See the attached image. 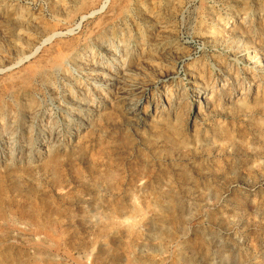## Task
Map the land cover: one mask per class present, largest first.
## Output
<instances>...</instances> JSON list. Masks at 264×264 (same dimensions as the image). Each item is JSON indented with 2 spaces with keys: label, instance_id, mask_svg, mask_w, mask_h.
Listing matches in <instances>:
<instances>
[{
  "label": "rangeland",
  "instance_id": "1",
  "mask_svg": "<svg viewBox=\"0 0 264 264\" xmlns=\"http://www.w3.org/2000/svg\"><path fill=\"white\" fill-rule=\"evenodd\" d=\"M0 264H264V0H0Z\"/></svg>",
  "mask_w": 264,
  "mask_h": 264
},
{
  "label": "bare ground",
  "instance_id": "2",
  "mask_svg": "<svg viewBox=\"0 0 264 264\" xmlns=\"http://www.w3.org/2000/svg\"><path fill=\"white\" fill-rule=\"evenodd\" d=\"M238 21V18L237 17H230L224 21H222L220 24H218V26H216L215 28V31H220V30H223L225 29L226 27L234 24L235 22ZM199 91V90H198Z\"/></svg>",
  "mask_w": 264,
  "mask_h": 264
}]
</instances>
